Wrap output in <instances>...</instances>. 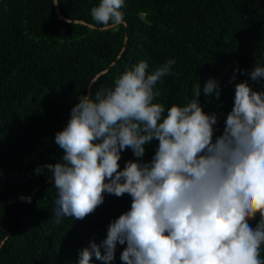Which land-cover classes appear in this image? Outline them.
I'll return each instance as SVG.
<instances>
[{
    "label": "trees",
    "instance_id": "1",
    "mask_svg": "<svg viewBox=\"0 0 264 264\" xmlns=\"http://www.w3.org/2000/svg\"><path fill=\"white\" fill-rule=\"evenodd\" d=\"M54 2L0 0V240L7 237L0 264H78L80 251L90 242L101 246L108 225L131 207L127 193H104L103 204L83 220L57 222L52 173L34 170L59 162L63 150L54 137L79 95L110 87L141 60L151 73L174 59L171 74L155 86V102L166 110L184 105L199 83L203 111L217 115L215 139L233 107L236 83L264 91V79L252 82L247 74L254 65L264 67V0H125L126 24L106 31L91 16L99 0H58L67 21L58 19ZM209 78L219 84L218 98L203 94ZM157 146L156 140L146 145L142 159L150 161ZM134 159L124 150L120 168ZM258 221L257 214L249 223ZM124 247L117 244L107 264H123ZM260 255L264 259V245ZM90 264L105 261L93 256Z\"/></svg>",
    "mask_w": 264,
    "mask_h": 264
},
{
    "label": "clouds",
    "instance_id": "2",
    "mask_svg": "<svg viewBox=\"0 0 264 264\" xmlns=\"http://www.w3.org/2000/svg\"><path fill=\"white\" fill-rule=\"evenodd\" d=\"M124 7L125 0H99L91 9L98 30L125 25ZM175 63L168 59L149 73L141 60L125 67L110 87L79 95L54 137L63 150L59 162L34 170L52 173L58 223L61 217L83 220L103 204L104 193L131 197L130 209L107 227L105 254L90 242L78 264H90L93 256L107 264L117 244L126 245L123 264H264V91L236 83L223 132L213 139L217 115L203 111L199 83L184 105L166 110L155 102L156 84ZM247 74L258 82L264 67L254 65ZM203 94L218 98V82L206 80ZM153 140L158 146L144 161ZM126 149L136 159L121 169ZM257 214L253 227L249 221Z\"/></svg>",
    "mask_w": 264,
    "mask_h": 264
},
{
    "label": "water",
    "instance_id": "3",
    "mask_svg": "<svg viewBox=\"0 0 264 264\" xmlns=\"http://www.w3.org/2000/svg\"><path fill=\"white\" fill-rule=\"evenodd\" d=\"M55 12H56V14H57V17H58V19H60V20H68V19H66L61 13H60V9H59V6L56 4V6H55ZM75 22H80V23H83V24H86V22H84V21H82V20H75ZM88 26L89 27H91V28H95V26L94 25H92V24H88ZM126 40H127V38H125V42H126ZM35 191V190H34Z\"/></svg>",
    "mask_w": 264,
    "mask_h": 264
}]
</instances>
